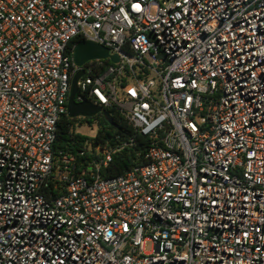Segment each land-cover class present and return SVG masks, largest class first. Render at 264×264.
Instances as JSON below:
<instances>
[{
  "label": "built area",
  "instance_id": "obj_1",
  "mask_svg": "<svg viewBox=\"0 0 264 264\" xmlns=\"http://www.w3.org/2000/svg\"><path fill=\"white\" fill-rule=\"evenodd\" d=\"M79 69L134 133L80 161L53 148ZM0 264H264V0H0Z\"/></svg>",
  "mask_w": 264,
  "mask_h": 264
},
{
  "label": "trees",
  "instance_id": "obj_2",
  "mask_svg": "<svg viewBox=\"0 0 264 264\" xmlns=\"http://www.w3.org/2000/svg\"><path fill=\"white\" fill-rule=\"evenodd\" d=\"M75 39L70 42V47ZM105 110L111 116L114 126L109 124L101 113H98L92 117L85 118H70L66 114H63L57 122L56 136L53 142V148L55 151L61 150L62 152L72 153L77 157V160H84L85 154L79 155V151L85 145L87 137L83 136L74 131V125L76 121L86 122L87 124H96L97 130L95 136L92 138L93 141L108 142L114 144L117 139H125L128 136L134 134L131 127L127 124L123 116L119 114L114 106H108ZM116 136H119L116 138ZM140 148L135 145L126 147L125 149L114 154L108 163L107 167L104 168L103 172L107 176H115L121 174L133 165L139 163V155L137 152ZM87 157H89L87 155Z\"/></svg>",
  "mask_w": 264,
  "mask_h": 264
},
{
  "label": "water",
  "instance_id": "obj_3",
  "mask_svg": "<svg viewBox=\"0 0 264 264\" xmlns=\"http://www.w3.org/2000/svg\"><path fill=\"white\" fill-rule=\"evenodd\" d=\"M109 56L108 48L92 41L83 40L78 42L73 49L72 58L76 65L81 66L87 60L93 58H104ZM113 61L117 60V55H110ZM83 69H79L72 77L71 86L69 89L67 104H66V114L68 117L73 118L77 116L81 117H92L98 113H101L105 120L111 124L115 125L109 113L100 105L93 104L89 101L78 102L75 100V95L77 93V80L82 75Z\"/></svg>",
  "mask_w": 264,
  "mask_h": 264
},
{
  "label": "rangeland",
  "instance_id": "obj_4",
  "mask_svg": "<svg viewBox=\"0 0 264 264\" xmlns=\"http://www.w3.org/2000/svg\"><path fill=\"white\" fill-rule=\"evenodd\" d=\"M96 130H97L96 124L90 125V124H87L86 122L78 123L76 121V124L74 125V131L87 137V140H89V142L95 136ZM151 247H152L151 242L146 241L144 249L146 251H150Z\"/></svg>",
  "mask_w": 264,
  "mask_h": 264
}]
</instances>
